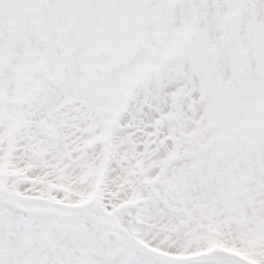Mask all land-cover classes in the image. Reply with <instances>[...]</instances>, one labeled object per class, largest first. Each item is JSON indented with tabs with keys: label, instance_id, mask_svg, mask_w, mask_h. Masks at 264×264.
<instances>
[{
	"label": "snow or ice",
	"instance_id": "1",
	"mask_svg": "<svg viewBox=\"0 0 264 264\" xmlns=\"http://www.w3.org/2000/svg\"><path fill=\"white\" fill-rule=\"evenodd\" d=\"M0 264H264V0H0Z\"/></svg>",
	"mask_w": 264,
	"mask_h": 264
}]
</instances>
